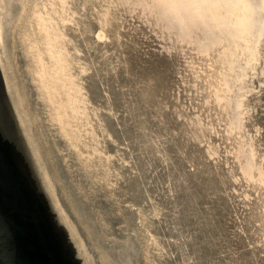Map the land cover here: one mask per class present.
Wrapping results in <instances>:
<instances>
[{"label": "rangeland", "instance_id": "1", "mask_svg": "<svg viewBox=\"0 0 264 264\" xmlns=\"http://www.w3.org/2000/svg\"><path fill=\"white\" fill-rule=\"evenodd\" d=\"M20 2L8 37L15 79L44 111L27 98L34 123L50 125L65 165L86 180L83 200L92 205L94 195L112 226L133 235L124 238L135 245L129 263L264 264L263 3ZM37 11L62 33L56 42L81 85L75 103L67 90L60 100L54 84L39 99L30 79L27 33ZM50 108H62L65 122L52 123ZM79 126L81 141L97 147L83 164L66 142Z\"/></svg>", "mask_w": 264, "mask_h": 264}, {"label": "water", "instance_id": "2", "mask_svg": "<svg viewBox=\"0 0 264 264\" xmlns=\"http://www.w3.org/2000/svg\"><path fill=\"white\" fill-rule=\"evenodd\" d=\"M20 9V0H0V21L5 24L3 30L0 26V50L7 48ZM7 65L6 60L0 65V264H103L105 250L100 248L119 260L122 239L133 235L104 223L108 217L94 195H88L93 204L86 203L84 210L81 189L87 191V182L70 173L62 141L49 124L40 120L39 127L34 123L31 140L25 135L21 110L13 105L4 77ZM22 86L20 93L25 92ZM32 97L37 107L33 110L41 111Z\"/></svg>", "mask_w": 264, "mask_h": 264}, {"label": "bare ground", "instance_id": "3", "mask_svg": "<svg viewBox=\"0 0 264 264\" xmlns=\"http://www.w3.org/2000/svg\"><path fill=\"white\" fill-rule=\"evenodd\" d=\"M196 2H198L197 4L200 5V3L202 5H205V7H209L210 9L211 8H217V7H220L221 5H230L232 3V0H196ZM55 3V2H54ZM53 3V4H54ZM263 3L262 5L264 6V0H260V4ZM25 4V3H24ZM32 4V3H31ZM38 4V3H37ZM29 5V4H28ZM52 5V4H51ZM41 6V5H40ZM43 6V5H42ZM30 7V5H29ZM28 7V9H29ZM48 7V6H47ZM262 7V6H261ZM41 8V7H40ZM40 8H38L37 10H39ZM201 8V7H200ZM49 9V8H48ZM27 10V9H26ZM36 10V9H35ZM34 10V11H35ZM41 10V9H40ZM39 10V11H40ZM43 10V9H42ZM28 11V10H27ZM33 11V10H32ZM45 11V10H44ZM49 11V10H48ZM38 12V11H37ZM261 12V11H260ZM29 14V13H27ZM33 14V13H32ZM31 14V16H32ZM30 16V17H31ZM2 18L1 16V11H0V19ZM28 18V17H26ZM262 20V19H261ZM42 21H43V18H42V15H40V12H38V14L35 12L33 14V19H32V23H31V27H29V34L27 33V36H28V39H27V57L28 59L30 58V64H29V70H28V74L30 75V79L32 80L34 86H35V90L37 92V95L39 97V99H42L44 100V97L45 96H48L49 94L47 93L48 90H46V86L47 85H52L54 84L55 86H58L61 90V92L59 93L60 95L57 94L58 98H60V100H63V93L62 91H68V92H71L72 96H68V101L70 104L72 103H75L77 102V99L81 96V85L78 86V84L75 82V78H74V75L76 74H73V71L71 72V63H70V60L68 59L67 57V54L65 51H63L62 48H64V46L62 44H59L57 43L56 41V38L57 37H61L60 33L59 32V29L54 25L52 24V26H49V23L48 25H43L42 24ZM6 22V21H5ZM20 22V21H18ZM25 23H27L26 21H23ZM4 23V22H3ZM1 23L0 21V26L2 27V30L4 29V25ZM21 23V22H20ZM30 25V24H29ZM28 25V26H29ZM20 26V25H19ZM18 26V29H20V27ZM55 26V27H54ZM26 27V26H25ZM262 27V26H261ZM260 27V28H261ZM24 28V27H22ZM27 28V27H26ZM17 30V29H16ZM23 30V29H22ZM34 30V31H33ZM50 30V32L48 31ZM233 30V29H232ZM263 30V29H262ZM19 31V30H18ZM17 31V32H18ZM25 31V30H24ZM235 31V30H234ZM264 31V30H263ZM16 33V31H15ZM14 33V35H15ZM19 33V32H18ZM24 33V32H23ZM13 35V36H14ZM22 35V34H21ZM50 35H53L55 37H50ZM15 37V36H14ZM23 37V36H22ZM22 37L20 38L22 40ZM25 37V36H24ZM24 40V38H23ZM26 41V40H25ZM16 42V41H15ZM22 42V41H21ZM19 43V42H18ZM23 43V42H22ZM21 43V45H23ZM16 44V43H15ZM20 45V46H21ZM32 45H34V48L32 47ZM68 45V44H67ZM14 46V45H13ZM12 48V47H11ZM15 49V48H14ZM25 49V48H23ZM24 51V50H23ZM0 52H2V55L0 57V60L2 58V61L0 63V65L2 66V62L3 61H9V65H7V70L4 74V77H5V80L10 83V85H8V91H9V94L11 95V98H12V103L13 105H17V107L20 108L21 112H20V116H19V119H20V123L22 124L23 126V129H24V132L26 133L25 135L29 138L30 135L33 136L35 134V132L33 131L34 129V121H33V112L31 111L32 109L29 107V102L27 101V94H25V92H21L20 90V86L22 85H19L18 82L20 81V77L21 75H19L18 77V80L15 79V76H17V70L16 69V65L14 64V61H15V57H13L14 60H12L11 58V55H10V50H9V44H8V41H7V48H3L0 50ZM22 52V51H21ZM24 53V52H23ZM22 53V54H23ZM25 54V53H24ZM26 62H29L28 60ZM25 62V64H26ZM13 67H15V69H13ZM27 69V68H26ZM22 75L23 74V71H22ZM77 76V75H76ZM25 78V77H24ZM63 78H65L66 80H63ZM52 79H55L54 80V83L53 82H50ZM78 79V78H76ZM80 79V77H79ZM78 79V80H79ZM12 81V83L10 82ZM21 82V81H20ZM23 82V80H22ZM80 82V81H79ZM78 82V83H79ZM26 87V86H25ZM24 87V88H25ZM23 88V86H22ZM24 90V89H23ZM25 91V90H24ZM34 91V90H33ZM70 94V95H71ZM86 100V99H85ZM40 101V100H39ZM45 101V100H44ZM41 102V101H40ZM44 103V102H43ZM18 108V109H19ZM31 109V110H30ZM61 109H55V108H50L49 111V114L50 115V118L51 120L50 121H53L52 123H54V120H58L59 121V118H60V121L61 122H65V115L61 113ZM44 112V111H43ZM55 112V113H53ZM58 113V115H57ZM74 116H76L74 113H72ZM89 114V113H88ZM71 115V113H70ZM71 115V117L73 116ZM70 117V118H71ZM45 117H43L44 119ZM73 118V117H72ZM84 119L83 116L81 118H78L77 119V122H82L81 120ZM47 115H46V121H47ZM85 121V119H84ZM45 122V120H44ZM43 122V123H44ZM89 122V121H88ZM51 124V123H50ZM52 125V124H51ZM95 125V124H94ZM81 126L77 127L78 128V134L75 135V138H74V134H70V136L68 137L67 136V147L70 146L71 147V150L75 152V154H77V158L79 159L80 158V162L81 164L84 163V160L82 158H84L83 156L85 155V152L87 151V154L88 152L94 154L95 153V150L97 149L96 146H88V143H87V140L85 141H81V138H82V135L85 134L83 132H81L82 130L80 129ZM83 127V126H82ZM88 128V127H87ZM30 130H32L30 132ZM56 130V129H55ZM87 130V129H86ZM84 130V131H86ZM54 131V130H53ZM57 131V130H56ZM59 132V131H58ZM56 134V133H55ZM87 134V133H86ZM100 136V135H99ZM29 140H31L29 138ZM63 143V142H62ZM79 144H82L79 146ZM72 145V146H71ZM65 146V145H64ZM69 147V148H70ZM92 148V149H91ZM86 149V150H85ZM90 149L92 150V152L90 151ZM70 150V151H71ZM102 151V150H101ZM98 153V151H97ZM74 155V154H73ZM91 155V154H90ZM96 155V154H95ZM107 155V154H105ZM68 156V155H67ZM75 157V158H76ZM74 158V159H75ZM96 159V158H95ZM76 160V159H75ZM91 160V159H90ZM102 160V159H101ZM87 161V160H86ZM97 162V161H96ZM100 162V161H99ZM78 163V162H77ZM90 163V162H89ZM103 163V162H102ZM92 164V163H90ZM88 164V166L90 165ZM93 164H95V162H93ZM104 164V163H103ZM76 165V164H75ZM87 165V164H86ZM96 165V164H95ZM83 166L84 168V165H81V167ZM91 166V165H90ZM93 166V165H92ZM105 166V165H104ZM75 167V166H74ZM77 167V165H76ZM86 167V166H85ZM89 168V167H88ZM87 168V169H88ZM94 168V167H92ZM70 169V168H69ZM73 169V168H72ZM75 169V168H74ZM81 169V168H80ZM86 168H84V170H87ZM89 170V169H88ZM91 170V169H90ZM89 170V172H90ZM93 171V170H92ZM95 171V170H94ZM108 171V169L106 170ZM71 172V171H70ZM81 172V170H80ZM88 172V171H86ZM105 172V171H104ZM106 173V172H105ZM88 174V173H87ZM90 174V173H89ZM88 174V175H89ZM92 174V173H91ZM95 174H98V173H95ZM107 174V173H106ZM95 176V175H94ZM102 176V175H101ZM90 177V176H89ZM106 178V177H105ZM91 179V178H90ZM93 179V178H92ZM98 179V178H97ZM104 180V178H103ZM109 180V179H108ZM90 181V180H89ZM92 181V180H91ZM90 181V182H91ZM95 181V180H94ZM98 181V180H97ZM111 181V180H109ZM93 182V181H92ZM92 182H91V185L90 187L92 186ZM99 182V181H98ZM97 183V182H96ZM116 184V183H115ZM89 185V184H88ZM108 185H109V182H108ZM95 186V184H94ZM105 186V185H104ZM103 186V187H104ZM115 186V185H114ZM107 187V186H106ZM112 187V186H111ZM109 188V187H107ZM95 188H93L94 190ZM96 190V189H95ZM87 192V191H86ZM94 192V191H93ZM90 194V193H89ZM94 194V193H93ZM112 195L114 196L115 194L112 193ZM81 196V195H80ZM89 197V196H88ZM111 197V195H110ZM109 197V198H110ZM115 197V196H114ZM83 198V196H82ZM116 198V197H115ZM112 199V198H111ZM114 199V198H113ZM87 202H85L83 200L82 204L84 206V210L87 211V207H86V204ZM89 204V203H87ZM77 206L81 207L82 208V205L78 204ZM100 207V206H98ZM119 208V207H118ZM125 208V207H124ZM118 210V209H117ZM111 214V213H110ZM118 215V214H117ZM90 217V216H89ZM144 218V217H143ZM103 219V218H102ZM137 220V219H136ZM90 221V220H89ZM109 219H107V224L109 223L108 222ZM106 222V220H105ZM106 224V223H105ZM125 240V241H124ZM123 241V245L121 246V249L118 251V259L119 260H115V258H112L111 255H107V252L108 251L107 249H102L100 248L99 250H105L102 252L103 255H101L103 258L101 259V261L103 262V264H130L129 262L132 260V256H133V248H134V243L132 242V240H128L127 238L126 239H122ZM152 243V242H151ZM117 249V248H116ZM148 256V255H147ZM149 260V259H148Z\"/></svg>", "mask_w": 264, "mask_h": 264}]
</instances>
